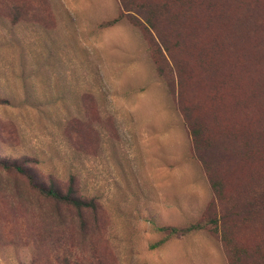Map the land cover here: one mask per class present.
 <instances>
[{"label":"rangeland","instance_id":"rangeland-1","mask_svg":"<svg viewBox=\"0 0 264 264\" xmlns=\"http://www.w3.org/2000/svg\"><path fill=\"white\" fill-rule=\"evenodd\" d=\"M181 4L177 97L120 0H0V264H231L223 232L241 264H264V0ZM180 103L218 140L222 203ZM2 162L72 181L93 206L46 198Z\"/></svg>","mask_w":264,"mask_h":264},{"label":"trees","instance_id":"trees-1","mask_svg":"<svg viewBox=\"0 0 264 264\" xmlns=\"http://www.w3.org/2000/svg\"><path fill=\"white\" fill-rule=\"evenodd\" d=\"M120 3L124 10L123 15L128 16L134 24L144 27L146 32L152 36L154 40L152 52L155 56L160 57L159 60L157 59V72L159 76L166 78L167 85L172 89L173 93L177 97H182L186 81L184 77V60L176 56V51L182 45L180 40H178L177 33L181 23L179 18L186 13V10L182 7L183 4H181L182 0H120ZM171 6L179 7L174 8L173 11ZM115 21L117 19L108 24H112ZM163 66L170 68V75L165 73ZM184 104L180 103L179 109L191 136L195 158L202 164L216 199L222 203V199L225 196L223 184L219 177L218 169H216L218 163L206 155V151L216 145L218 140L214 142V140L205 137L209 131V125L204 118L194 113L192 104ZM1 164L5 169H14L26 176L30 185L46 198L64 203L77 210L93 206L91 200L87 201L77 195L72 181L69 182L65 190H62L53 183L46 184L32 174L30 170L18 163L2 162ZM256 205L264 213V199L259 200ZM201 228H204V224L195 223L183 228L159 227L158 229L172 235L177 233L186 234ZM221 239L233 258L231 264H241L243 252L232 246L231 240L225 232L222 233ZM262 258L264 260V256Z\"/></svg>","mask_w":264,"mask_h":264}]
</instances>
